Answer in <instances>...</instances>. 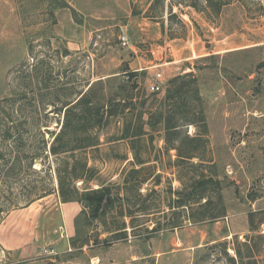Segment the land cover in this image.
Returning <instances> with one entry per match:
<instances>
[{"label":"rangeland","instance_id":"rangeland-1","mask_svg":"<svg viewBox=\"0 0 264 264\" xmlns=\"http://www.w3.org/2000/svg\"><path fill=\"white\" fill-rule=\"evenodd\" d=\"M229 1L212 22L187 8L180 13L174 7L178 17L170 18L165 9L162 34L158 23L142 16L147 0H0V264H226L214 243L227 242L229 255L236 257L232 246L245 252L246 235L253 236L260 250L256 264H264V224H257L264 215H255L256 229L248 232V212L264 209V0ZM122 34L128 38L126 46L119 39ZM242 46L244 50L238 48ZM135 56L144 66L161 64L135 71L145 109H153L163 96L168 75L196 74L220 156L214 170L227 209L223 219L193 224L181 209L166 208L138 226L136 235L128 227L124 240L105 231L118 229L122 216L111 212L106 224L86 223L79 203L64 206L58 199L59 160L48 149L63 124L64 105L105 73L117 72L125 79ZM170 60L177 62L163 64ZM157 72L163 89L151 93L147 86ZM249 74L244 80L246 144L236 148L235 157L226 144L227 82L234 79L236 84ZM195 129L187 130L193 134ZM120 130L119 118L111 119L100 132L98 150L88 153L101 181L119 182L126 162L116 155L131 157L126 141H109ZM155 136L159 147L162 139ZM239 136L231 132V142ZM168 178L173 190L181 188L169 172L163 174L162 187ZM90 185L96 187L97 181ZM145 219L139 217L135 224ZM157 220L158 230L147 233L144 227H156ZM177 221V227H169Z\"/></svg>","mask_w":264,"mask_h":264},{"label":"trees","instance_id":"trees-1","mask_svg":"<svg viewBox=\"0 0 264 264\" xmlns=\"http://www.w3.org/2000/svg\"><path fill=\"white\" fill-rule=\"evenodd\" d=\"M147 3L148 8L142 16L158 23L164 34L165 9L170 18L178 17L174 7L180 13L187 8L203 14L205 20L212 22L230 1L147 0ZM158 7L161 11H155ZM179 23L185 24L181 20ZM193 24L197 26L195 21ZM135 79V71L126 73L122 80L117 75L97 79L85 92L64 105L63 124L48 149L59 160L55 171L60 201L78 202L82 206L80 215L86 223L97 220L106 224V216L111 212L122 216L118 229L105 231L116 239L124 240L128 238V227L136 235L138 226L146 225L151 221V215L164 213L166 208L181 209L183 218L193 224L225 217L227 209L223 203L220 179L214 170L215 164L207 155L208 128L196 74L189 71L170 77L165 83L163 96L153 109H145V99L138 97ZM115 117L121 121V130L109 141H126L132 158L129 159L127 154L116 155L120 161L126 162L120 169L121 180L101 181L96 175L97 169L89 162L94 156L88 153L98 150L101 130ZM190 125L196 128L193 134L188 133ZM155 134L163 140L162 147L154 146ZM170 150L175 152L173 160ZM167 172L175 175L181 183L180 189L173 190L169 178L166 179L167 187L161 186L163 174ZM94 180L97 181L96 187L90 185ZM78 182L83 186L78 187ZM145 185L146 191L142 192ZM164 193L170 195V199L164 198ZM257 214L264 215V209L248 212L249 234L256 229ZM139 217L146 218L141 225L135 224ZM154 224L156 227L149 229L145 226L144 230L147 233L158 230L159 221ZM257 224H264V217L258 219ZM169 225L170 228L177 227L178 221ZM252 237L245 236V252L232 246L236 257L229 255L227 242L214 243L213 247L220 248L226 264H256L260 250L254 247ZM86 243L84 240L81 242L83 245Z\"/></svg>","mask_w":264,"mask_h":264},{"label":"crops","instance_id":"crops-1","mask_svg":"<svg viewBox=\"0 0 264 264\" xmlns=\"http://www.w3.org/2000/svg\"><path fill=\"white\" fill-rule=\"evenodd\" d=\"M152 23H154V22H152ZM154 24H156V23H154ZM170 41H172V39ZM243 47L244 46L238 47V48H241L240 50H244L245 48L243 49ZM137 50L138 49L135 48V51H134L135 54H137ZM231 50L234 51L235 48H232ZM130 59L132 61L128 62V66L133 71H137L140 69L152 70L154 67L161 65V64L157 63V64H151V65L144 66V63L139 62L138 56L131 57ZM175 62H177V61L176 60H170L168 62H164L163 64L167 63L168 65H171ZM146 63H148V62H146ZM138 64L141 66H144V67L143 68L137 67ZM116 73L117 72H108V73H105L104 75H102L101 78L115 76ZM169 73H171V72H170L169 67H168L167 68V74H169ZM178 73H181V72L172 73V74L168 75V77L170 78V77H172ZM251 76H252L251 74L247 75L246 77L244 75L241 76V79H239L236 84H235L234 79H231L230 82H227V91H228V93L230 95L229 97H231V99H230V105L227 107V112H226V114H227L226 115V122H225L226 144L228 146L232 147V148H229V150L231 149L230 152L235 157H236V155H235L236 148L242 149L246 144V140L244 138V133L246 130H248V124L245 122V117H246V113H247L248 109H246V110L244 109V104H245L244 101L246 100L248 90H247V88L244 87V80L251 78ZM239 86H241V92L237 91ZM234 94H236V96L239 97L236 101L233 98ZM262 112H264V109L262 110ZM239 119H241V120H239ZM206 122H207V128H208L207 138L209 139V143H208L209 152L207 155L209 156V159L212 161L211 163H214L216 165V160L219 159V157H220L219 155H216V153H215L216 148H217V146H216L217 143L212 138V134L214 132L213 126L208 123L207 119H206ZM190 126H192V125H190ZM231 132L240 133L241 136H239V139H237L236 141L231 142ZM209 133L211 134V137H208ZM163 143H164L163 140H161L158 146L162 147ZM169 153H170L171 159L173 160L175 158L174 150H170ZM131 158H132V155L129 159H131ZM57 197L59 199L58 195H57ZM74 203L75 202H67V203H61V204H63L64 206H68V205L74 204ZM73 208H75V210H77L76 206H74ZM62 210H63L62 213L64 215V213L66 212L65 207H63ZM223 218H221V219H223Z\"/></svg>","mask_w":264,"mask_h":264},{"label":"built area","instance_id":"built-area-1","mask_svg":"<svg viewBox=\"0 0 264 264\" xmlns=\"http://www.w3.org/2000/svg\"><path fill=\"white\" fill-rule=\"evenodd\" d=\"M119 39L121 41V44L123 46H126L128 44V38L125 34H122L119 36ZM161 74L157 72L155 74V77L152 81L148 83L147 89L151 93H158L163 89V84L160 81Z\"/></svg>","mask_w":264,"mask_h":264}]
</instances>
